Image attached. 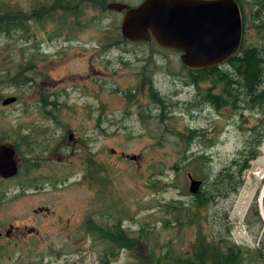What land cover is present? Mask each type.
Returning a JSON list of instances; mask_svg holds the SVG:
<instances>
[{"label":"rangeland","instance_id":"rangeland-1","mask_svg":"<svg viewBox=\"0 0 264 264\" xmlns=\"http://www.w3.org/2000/svg\"><path fill=\"white\" fill-rule=\"evenodd\" d=\"M64 1L78 25L54 0H0L24 13L45 2L44 28L0 34V145L18 168L0 178V264H176L198 231L264 264V138L237 193L218 179L249 154L262 109L217 110L205 98L221 87L192 82L179 53L122 42L112 0ZM240 1L243 46L262 48L264 15ZM188 174L214 200L186 216ZM118 229L130 246L102 235Z\"/></svg>","mask_w":264,"mask_h":264},{"label":"water","instance_id":"water-1","mask_svg":"<svg viewBox=\"0 0 264 264\" xmlns=\"http://www.w3.org/2000/svg\"><path fill=\"white\" fill-rule=\"evenodd\" d=\"M105 9L122 13L119 31L123 40L153 42L163 51L179 53L180 63L188 71L223 66L241 49L243 21L236 0H142L135 6L110 2ZM15 100L8 97L2 105ZM15 155L13 147L0 145L1 179L17 174ZM188 179V191L194 195L202 182L189 174ZM259 204L261 210V201Z\"/></svg>","mask_w":264,"mask_h":264},{"label":"trees","instance_id":"trees-1","mask_svg":"<svg viewBox=\"0 0 264 264\" xmlns=\"http://www.w3.org/2000/svg\"><path fill=\"white\" fill-rule=\"evenodd\" d=\"M114 1L112 0V2ZM236 1L240 9H242L241 1ZM68 5H70L68 1L54 0V6L63 7L66 14L65 17L76 19V26L79 24L78 19L82 13L81 9L78 7L77 10L71 11L68 9ZM248 5L251 8V20L255 23L262 22L264 0H251ZM25 15H28L27 19L23 18L22 20L21 17ZM30 26L37 29L44 28L45 2L32 6L26 13L8 6L0 8V34L9 35L14 31H28ZM121 41L126 42L123 39ZM189 72L192 75V82L198 83L209 80L214 85L213 89H216L217 85L221 87L217 95L212 94L211 90H208L205 98V102L217 110L226 107H232L238 111L253 107L262 109L260 124L255 125L250 131L253 135V141L249 154L240 155L228 167H225L218 176L221 185H228V188L232 189V193H237L238 188L242 184L239 178L248 169L249 163L256 158V151L264 138V46L262 48L244 47L242 41L238 55L230 59L225 65L209 70ZM156 101L161 103L160 100ZM191 133L194 134V132ZM191 196H193L194 200L192 205L186 209L188 211L186 216L191 214V209L192 211H198L214 200L213 194L202 191V184L199 191L194 195L191 194ZM179 210L180 208L178 207H171L173 212H179ZM257 215L258 213L255 211V216ZM176 223L182 225L183 221L177 218ZM187 224L195 223L189 220ZM199 232L197 233L192 257H179L176 260V264H243V258L238 248L227 247L222 252L220 246L207 243ZM102 235L105 239L120 247H128L132 242L131 239L125 236L124 231L119 229L112 234L102 232Z\"/></svg>","mask_w":264,"mask_h":264},{"label":"flooded vegetation","instance_id":"flooded-vegetation-1","mask_svg":"<svg viewBox=\"0 0 264 264\" xmlns=\"http://www.w3.org/2000/svg\"><path fill=\"white\" fill-rule=\"evenodd\" d=\"M39 210H41V209H39ZM29 233H30V231H28ZM0 236H1V233H0ZM7 236V235H6Z\"/></svg>","mask_w":264,"mask_h":264}]
</instances>
